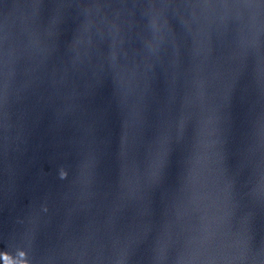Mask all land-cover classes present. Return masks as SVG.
<instances>
[{"label": "water", "instance_id": "1", "mask_svg": "<svg viewBox=\"0 0 264 264\" xmlns=\"http://www.w3.org/2000/svg\"><path fill=\"white\" fill-rule=\"evenodd\" d=\"M0 264H264V0H0Z\"/></svg>", "mask_w": 264, "mask_h": 264}, {"label": "clouds", "instance_id": "2", "mask_svg": "<svg viewBox=\"0 0 264 264\" xmlns=\"http://www.w3.org/2000/svg\"><path fill=\"white\" fill-rule=\"evenodd\" d=\"M21 255H23V256H24L25 254H24V253H21Z\"/></svg>", "mask_w": 264, "mask_h": 264}]
</instances>
